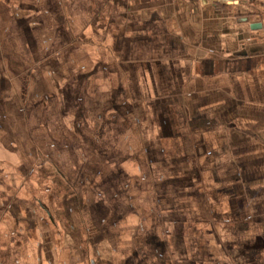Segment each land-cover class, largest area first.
Here are the masks:
<instances>
[{
    "label": "clouds",
    "instance_id": "1",
    "mask_svg": "<svg viewBox=\"0 0 264 264\" xmlns=\"http://www.w3.org/2000/svg\"><path fill=\"white\" fill-rule=\"evenodd\" d=\"M244 145L264 0H0V264H264Z\"/></svg>",
    "mask_w": 264,
    "mask_h": 264
},
{
    "label": "crops",
    "instance_id": "2",
    "mask_svg": "<svg viewBox=\"0 0 264 264\" xmlns=\"http://www.w3.org/2000/svg\"><path fill=\"white\" fill-rule=\"evenodd\" d=\"M20 6H21V8L24 7L23 4H21ZM29 7L30 8H33V10H38V9H34V6H32V5H29ZM149 75H150V78H151V74H149ZM234 142H238V141H235V137H234ZM243 147H244L245 150L242 151L240 153V155H241V158L243 159V161L247 164V167L249 169V174H252L261 165H264V158L249 157L247 155V150L249 149V146L248 145H244ZM238 163H239V161H238ZM240 172H241V175L243 176V173H244V164H240ZM196 179H198V177ZM214 182L215 183H220V180L219 179H216ZM240 187H241V185L239 183L233 182V184L231 185V188H228V189L221 188V189H217V191H220L223 194L228 195L229 196V199L231 201L232 191L235 190L238 193Z\"/></svg>",
    "mask_w": 264,
    "mask_h": 264
}]
</instances>
